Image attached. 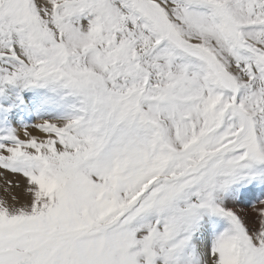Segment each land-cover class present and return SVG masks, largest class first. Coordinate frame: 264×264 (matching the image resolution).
<instances>
[{"label": "snow or ice", "instance_id": "obj_1", "mask_svg": "<svg viewBox=\"0 0 264 264\" xmlns=\"http://www.w3.org/2000/svg\"><path fill=\"white\" fill-rule=\"evenodd\" d=\"M0 264H264V0H0Z\"/></svg>", "mask_w": 264, "mask_h": 264}]
</instances>
